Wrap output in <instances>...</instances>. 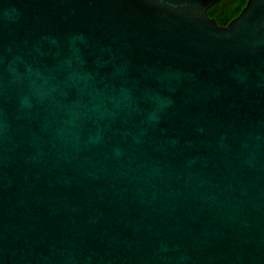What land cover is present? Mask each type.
<instances>
[{"label": "water", "instance_id": "water-1", "mask_svg": "<svg viewBox=\"0 0 264 264\" xmlns=\"http://www.w3.org/2000/svg\"><path fill=\"white\" fill-rule=\"evenodd\" d=\"M0 0V264H264V0Z\"/></svg>", "mask_w": 264, "mask_h": 264}, {"label": "trees", "instance_id": "trees-1", "mask_svg": "<svg viewBox=\"0 0 264 264\" xmlns=\"http://www.w3.org/2000/svg\"><path fill=\"white\" fill-rule=\"evenodd\" d=\"M249 0H221L209 10V15L216 19L220 25H227L236 18L247 5Z\"/></svg>", "mask_w": 264, "mask_h": 264}]
</instances>
